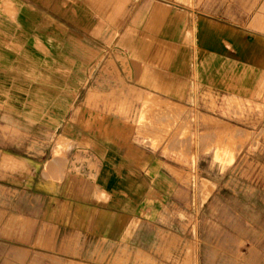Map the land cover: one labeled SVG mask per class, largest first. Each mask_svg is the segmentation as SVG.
Segmentation results:
<instances>
[{"label":"crops","instance_id":"crops-1","mask_svg":"<svg viewBox=\"0 0 264 264\" xmlns=\"http://www.w3.org/2000/svg\"><path fill=\"white\" fill-rule=\"evenodd\" d=\"M232 7L0 0V171L7 155L38 156L29 191L47 228L151 249L184 226L194 186L216 185L222 169L212 148L245 134L238 107L264 96V35ZM143 94L156 98L143 104ZM13 202L21 218V196L0 180L5 236Z\"/></svg>","mask_w":264,"mask_h":264},{"label":"rangeland","instance_id":"rangeland-1","mask_svg":"<svg viewBox=\"0 0 264 264\" xmlns=\"http://www.w3.org/2000/svg\"><path fill=\"white\" fill-rule=\"evenodd\" d=\"M204 1L230 2L236 6L229 11L230 17L241 18L236 19L241 24L244 19L248 31L264 35V0ZM139 97L143 104L156 98L149 94ZM257 103L238 107L240 119H246L239 125L246 133L230 131L222 140L218 137L211 150L214 153L208 155L222 167L211 172L216 175L211 180L216 185L194 186L192 212L188 219L184 216V226L173 229L175 235L164 240L161 235L151 249L123 247L95 238L79 240L47 228L40 217V203L29 191L38 156L7 155L0 180L7 184L8 197L21 196L22 217H11L15 204L8 203L7 235L0 234V264H264V96ZM225 106L230 108V104ZM225 116L238 123V116L228 112ZM142 126L141 113L134 127L139 130ZM119 127L126 130L127 125ZM24 142L19 144L29 152ZM15 176L22 177V187L15 188ZM0 225L4 226L2 215Z\"/></svg>","mask_w":264,"mask_h":264}]
</instances>
